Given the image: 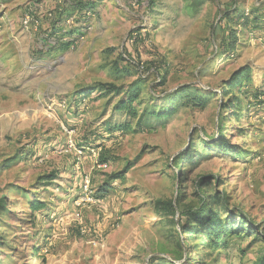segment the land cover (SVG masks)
I'll return each instance as SVG.
<instances>
[{"label":"rangeland","instance_id":"rangeland-1","mask_svg":"<svg viewBox=\"0 0 264 264\" xmlns=\"http://www.w3.org/2000/svg\"><path fill=\"white\" fill-rule=\"evenodd\" d=\"M67 1L0 0V264H255L264 0H78L93 5L82 23ZM52 22L77 42L57 49ZM183 85L206 106L165 97ZM83 175L99 202L76 208ZM207 194L251 227L217 251L194 216Z\"/></svg>","mask_w":264,"mask_h":264},{"label":"trees","instance_id":"trees-1","mask_svg":"<svg viewBox=\"0 0 264 264\" xmlns=\"http://www.w3.org/2000/svg\"><path fill=\"white\" fill-rule=\"evenodd\" d=\"M90 3H84L83 1H67L66 2V9L69 10H76V20L78 23H82L86 21L89 16L91 15V11L93 5H89ZM66 12V11H65ZM226 14V13H225ZM254 15V14H252ZM226 16V15H224ZM240 16H244L243 12H241ZM244 18V17H243ZM51 31L46 36L47 40L54 43L57 47V49H68L70 46H73L76 42V36L80 35L77 32L69 31L68 29H62L60 30V24L58 22H52L50 24ZM245 72V70L241 71L237 76H234L233 79L229 82L227 87H231L232 85L240 88L241 83L243 81V78L240 74ZM193 85H183L176 89L175 91L171 92L170 94H167L165 97L171 96L174 98L175 101L180 100V103L190 104V106H197L200 108H203L207 104V100L204 97H200L197 95L196 91H194ZM136 99V94L132 93L128 96L127 101H122L119 105H117V110H128V107L131 102H133ZM228 108L232 109L233 104H230ZM173 113V109L167 110V111H158L157 113H154L153 116H156L157 118L162 116H168ZM218 147L220 146L222 148L223 143L218 141L215 143ZM217 147V148H218ZM224 151H226L224 149ZM27 161V160H26ZM176 162V161H174ZM179 163V162H178ZM197 188L200 189H206V192L209 189V183L207 179L200 180L198 182ZM182 194V193H180ZM210 199V200H208ZM202 205L197 209V212H194V216L196 218V222L201 223L200 220H203L202 223H204V229H203V237L205 238V244L206 247L217 251L221 248L226 247V238L231 233H244L246 234L248 230L251 229L249 226L244 225H235L233 226V217L228 212V208L223 201V196H218L216 194H207L206 198L204 196L202 200ZM178 203V201H176ZM176 203L173 204L172 202H163L160 200H157L156 205L160 209L161 207L164 208L168 214L174 215L175 214V207ZM0 207H1V201H0ZM44 207V204L42 202H39L37 204L33 205V209H42ZM189 210V209H187ZM191 211V210H189ZM224 212V217L222 218L220 216V213ZM183 215H188V211H183ZM183 215H181L183 217ZM239 223V222H238ZM256 234V232L254 233ZM264 241V238H262ZM173 260V259H171ZM169 260V261H171ZM180 260V259H179ZM255 264H264V248L260 251L258 254V258L256 259Z\"/></svg>","mask_w":264,"mask_h":264},{"label":"built area","instance_id":"built-area-1","mask_svg":"<svg viewBox=\"0 0 264 264\" xmlns=\"http://www.w3.org/2000/svg\"><path fill=\"white\" fill-rule=\"evenodd\" d=\"M30 21V17L26 16L24 18V22L28 23ZM68 146L75 149V145L71 140L68 141ZM77 170L79 169V162L76 163ZM99 202L98 199L94 197V193L91 189L90 179L87 175H83L81 178V184L79 188V193L77 197L73 200V204L76 208H81L84 205L89 204H97Z\"/></svg>","mask_w":264,"mask_h":264}]
</instances>
